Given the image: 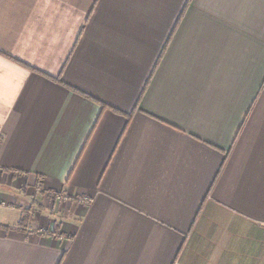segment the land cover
I'll list each match as a JSON object with an SVG mask.
<instances>
[{"label": "crops", "instance_id": "0c3cea01", "mask_svg": "<svg viewBox=\"0 0 264 264\" xmlns=\"http://www.w3.org/2000/svg\"><path fill=\"white\" fill-rule=\"evenodd\" d=\"M0 264H264V0H0Z\"/></svg>", "mask_w": 264, "mask_h": 264}, {"label": "rangeland", "instance_id": "374dc122", "mask_svg": "<svg viewBox=\"0 0 264 264\" xmlns=\"http://www.w3.org/2000/svg\"><path fill=\"white\" fill-rule=\"evenodd\" d=\"M58 201H59V200H58ZM53 211H54V208H53V206L51 205L50 209H48V213H49V212L52 213ZM24 212H26L27 214L32 213V215H33V213H34L33 211H32V212H31V211H28V212H27L26 210H25ZM41 214H42V213H41ZM45 215H46V214H45ZM47 215H49V214H47ZM27 216H28V218H29V215H27ZM26 219H27V218H26Z\"/></svg>", "mask_w": 264, "mask_h": 264}, {"label": "trees", "instance_id": "16d2710c", "mask_svg": "<svg viewBox=\"0 0 264 264\" xmlns=\"http://www.w3.org/2000/svg\"><path fill=\"white\" fill-rule=\"evenodd\" d=\"M59 230H60V225L58 224V225H55V228H54V230H53V234L54 235H57V233L59 232Z\"/></svg>", "mask_w": 264, "mask_h": 264}, {"label": "built area", "instance_id": "2783aa9c", "mask_svg": "<svg viewBox=\"0 0 264 264\" xmlns=\"http://www.w3.org/2000/svg\"><path fill=\"white\" fill-rule=\"evenodd\" d=\"M63 200H64V201H68L67 198H64Z\"/></svg>", "mask_w": 264, "mask_h": 264}]
</instances>
